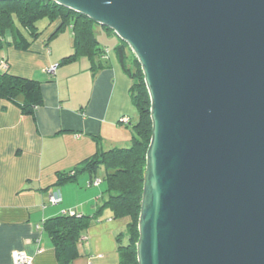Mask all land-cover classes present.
Masks as SVG:
<instances>
[{
	"label": "water",
	"instance_id": "1",
	"mask_svg": "<svg viewBox=\"0 0 264 264\" xmlns=\"http://www.w3.org/2000/svg\"><path fill=\"white\" fill-rule=\"evenodd\" d=\"M50 1L140 64L152 128L138 264H264V0Z\"/></svg>",
	"mask_w": 264,
	"mask_h": 264
},
{
	"label": "crops",
	"instance_id": "2",
	"mask_svg": "<svg viewBox=\"0 0 264 264\" xmlns=\"http://www.w3.org/2000/svg\"><path fill=\"white\" fill-rule=\"evenodd\" d=\"M59 22L44 21L36 38L26 35L25 46L15 45L7 31L0 48V63H8L0 73L37 80L42 96L32 113L0 97V264H13L15 252L27 253L33 264H63L44 222L64 212L91 217L76 240L77 255L66 264H119L118 239L130 220L115 218L109 208L98 210L107 197L104 173L55 182L59 173L99 150L129 143L138 117L130 96L132 80L114 52L120 41L101 45L99 26L95 33L105 47V65L97 67L98 59L87 55L61 64L74 49L70 26L51 36ZM55 64V74H50L47 69ZM123 116L128 123L121 122ZM53 193L61 197L57 204L49 202Z\"/></svg>",
	"mask_w": 264,
	"mask_h": 264
},
{
	"label": "trees",
	"instance_id": "3",
	"mask_svg": "<svg viewBox=\"0 0 264 264\" xmlns=\"http://www.w3.org/2000/svg\"><path fill=\"white\" fill-rule=\"evenodd\" d=\"M44 18L51 22L55 19L60 20L51 36L67 26L72 30L74 51L64 57L61 64L75 60L81 55H87L91 60L98 59L97 67L105 65L102 60L105 47L99 45L95 33L98 25L88 17L50 0L0 1V48L4 44L7 31L11 33L15 45L28 44L26 35L32 39L36 38L40 34L37 21ZM105 30L112 32L108 28ZM114 52L121 68L132 80L130 96L138 117L131 125V145L114 147L106 151L99 150L95 156L85 159L71 171L59 173L55 184L74 181L80 173L87 172L94 175L98 167L103 166L107 197L98 210L109 208L115 218L129 217L130 221L124 232L120 234L122 237L118 239L120 241L118 259L119 264H138L136 254V242L139 236L138 218L146 151L152 128L150 98L140 64L127 45L120 40V43L114 47ZM133 56L134 63L131 62ZM18 96H22L21 102L17 101ZM0 97L21 104L25 113H32L42 102L37 80L9 73H0ZM90 219L91 217L87 215L64 213L44 222L45 230L51 236L57 256L63 264L77 255L76 240L89 224Z\"/></svg>",
	"mask_w": 264,
	"mask_h": 264
},
{
	"label": "built area",
	"instance_id": "4",
	"mask_svg": "<svg viewBox=\"0 0 264 264\" xmlns=\"http://www.w3.org/2000/svg\"><path fill=\"white\" fill-rule=\"evenodd\" d=\"M7 67H8V63L6 61H1L0 69L1 68H7ZM55 69H56V64L51 65L47 69V71L50 74H55ZM121 122L122 123H128L129 118L127 116H123V117H121ZM98 182H99L98 179L94 180V184H97ZM60 201H61V197L57 193H53L49 196V202L52 204H57ZM64 213L73 214V212H64ZM12 262H13V264H33V258L25 252H15L12 256Z\"/></svg>",
	"mask_w": 264,
	"mask_h": 264
},
{
	"label": "rangeland",
	"instance_id": "5",
	"mask_svg": "<svg viewBox=\"0 0 264 264\" xmlns=\"http://www.w3.org/2000/svg\"><path fill=\"white\" fill-rule=\"evenodd\" d=\"M44 21L48 22V19L44 18V19H40V20L37 21V25H38L39 28H40V26H42ZM99 28H101V30H102L101 33H98V39L100 40L101 45L108 44L109 46H113L115 43L120 41V39L114 33H110L109 35H106L105 34V32H106L105 28L100 27V26H99ZM133 60H134V56L132 57V60H131L132 63H134ZM130 138H131V136H130ZM130 145H131V140L129 141L128 144H124L123 147H127V146H130ZM97 170H98L99 175H101L102 173H105V170H104L103 166L102 167H98ZM124 241H125V239H124Z\"/></svg>",
	"mask_w": 264,
	"mask_h": 264
}]
</instances>
